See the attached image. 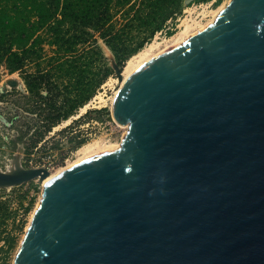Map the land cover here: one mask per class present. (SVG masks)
<instances>
[{"label":"water","instance_id":"95a60500","mask_svg":"<svg viewBox=\"0 0 264 264\" xmlns=\"http://www.w3.org/2000/svg\"><path fill=\"white\" fill-rule=\"evenodd\" d=\"M107 115L119 147L42 187L12 264H264V0L144 62ZM49 175L16 155L0 189Z\"/></svg>","mask_w":264,"mask_h":264},{"label":"rangeland","instance_id":"374dc122","mask_svg":"<svg viewBox=\"0 0 264 264\" xmlns=\"http://www.w3.org/2000/svg\"><path fill=\"white\" fill-rule=\"evenodd\" d=\"M185 0H179L178 10L175 16L168 19L161 30L155 32L143 48L135 55L153 45L152 53H156L170 45L171 39L184 30L185 26L197 23V27H205L211 24L213 15L217 9L224 7L229 0H192L189 4H184ZM123 1L112 0L110 8V19L101 26L100 31L89 29L75 32V25L68 21H60V1L50 2L47 0H0V42L5 43L13 38L14 46L12 52L20 53L23 49L34 45V53L23 66V70L13 71L9 69V62L12 57L8 55L0 56V95L5 97L0 99V170L6 171L12 167L14 156H19V162L24 167L26 156L24 154L23 143L27 139H18L21 132L25 130L26 122L30 116L24 111L27 107L23 97L27 96L23 75L35 73L38 69L45 68L46 60L53 56L55 47L50 45L54 36L58 33L71 34L86 39L84 47L88 48L94 44L101 51V55L108 66L114 60L113 53L105 45L99 34L120 37L126 40L130 46H135L136 42L142 41L148 34L142 28L135 25V14L138 10H143L145 0H129L127 4ZM210 22V23H209ZM88 32V35H85ZM110 32V33H108ZM134 42V43H133ZM83 45L77 46L81 50ZM131 56L129 59H131ZM128 59V60H129ZM127 60V61H128ZM127 61L120 71L121 79H118L114 70L106 81L96 90L85 112L79 110L78 114L55 127L46 138V143H41L29 156L31 168L43 167L49 174H54L62 167L80 158L86 148L98 145L119 146V142L126 131L118 126L113 120L108 119L107 112L111 111L112 100L123 82V72ZM8 62V63H7ZM87 71L83 82L91 79L96 82L102 75L101 61L91 57L87 61ZM84 108V107H83ZM94 110H104L101 119ZM90 111L91 113L80 123H73L81 116ZM65 123V124H64ZM71 125V130L61 132ZM85 139V143L75 148L78 140ZM44 146V148H43ZM40 164V166L38 165ZM37 165V167H35ZM42 184L38 181H31L21 186L10 189H0V200H7V211L4 221L0 224L2 238L8 235L16 238V242L7 254L0 252V263L12 264L14 253L21 242L24 232L29 224L30 217L41 196ZM29 208L28 211L26 209ZM21 226V230L18 228ZM6 246L4 241H0V247Z\"/></svg>","mask_w":264,"mask_h":264},{"label":"trees","instance_id":"16d2710c","mask_svg":"<svg viewBox=\"0 0 264 264\" xmlns=\"http://www.w3.org/2000/svg\"><path fill=\"white\" fill-rule=\"evenodd\" d=\"M51 3L57 0H47ZM60 1V21H68L75 25V32L93 29L100 31L101 26L110 19V8L112 0H58ZM123 1L127 4L129 0ZM143 10L136 11L135 25L142 28L148 34L142 41L136 42L135 46H130L126 40H121L117 36H107L99 34L105 45L110 49L114 56V62L121 70L124 63L141 50L144 44L150 40L155 32L162 29L164 23L173 18L178 10L179 0H145ZM56 34L50 45L55 47L54 55L46 60L45 68L38 69L35 73H26L23 75V81L26 87V95L24 98L26 108L25 112L30 116V120L26 122L25 130L22 131L18 139H27L24 143V154L26 161L23 164L25 168H31L29 165V156L34 150H38L39 145L46 143L49 133L60 123L67 121L72 116L78 114L92 99L96 90L113 74V69L107 65L101 55V51L94 44L88 48L84 47L86 39L76 36L74 32ZM110 33V32H108ZM88 35V32H85ZM13 38L5 43L0 42V56L8 55L12 57L9 62V69L13 71L23 70V66L35 52L33 46L23 49L20 53L12 52L14 46ZM134 43V42H133ZM83 45L81 50H77V46ZM94 57L101 61V77L96 82H83L85 72L87 71V61ZM8 63V62H7ZM5 97L0 95V99ZM99 120L104 110H94ZM90 111L81 116L73 123L77 124L83 121ZM71 125L64 128L61 132L71 130ZM43 142V143H42ZM42 143V144H41ZM85 143V139H80L75 148L81 147ZM44 148V146H43ZM40 166V164H38ZM37 167V165H35ZM7 200H0V224L4 221L5 212L7 211ZM29 208L26 209L28 211ZM21 226L18 231L21 230ZM6 246L0 247V252L7 254L13 248L16 238L8 235L1 236ZM5 264V263H0Z\"/></svg>","mask_w":264,"mask_h":264},{"label":"bare ground","instance_id":"6f19581e","mask_svg":"<svg viewBox=\"0 0 264 264\" xmlns=\"http://www.w3.org/2000/svg\"><path fill=\"white\" fill-rule=\"evenodd\" d=\"M223 7L217 9V11L215 12V14L213 15V19L216 17V15L218 14V12L222 9ZM213 22V21H212ZM210 23V22H209ZM197 23L195 22H192V25H187L185 26L184 30L181 31L180 33H178L177 35H175L172 39H171V43L169 46H167L166 48L162 49V50H159L157 51L156 53H152V48H153V45H151L148 49H145L143 50L142 52H140L139 54L133 56L131 59H129L127 61V64H126V67L124 69V72H123V82H122V85L121 87L123 86L124 82L126 81V79L128 78L129 75H131L138 67H140L144 62H146L147 60H149L151 57L155 56L156 54L158 53H161L173 46H176V45H179L181 44L182 42H184L190 35H192L193 33H195L196 31L200 30L203 28V26H200L199 28L197 27ZM121 89V88H120ZM119 89V90H120ZM119 90L117 91L115 97L117 96ZM115 97L113 98L112 100V105H113V102L115 100ZM112 105H111V108H112ZM89 105H85L84 108L81 109V112H85V110L87 109ZM111 117H112V113H111ZM114 121V120H113ZM116 124L117 122L114 121ZM65 123H68V121H66ZM64 123V124H65ZM118 125V124H117ZM119 126V125H118ZM121 127V126H120ZM121 128H124L126 130L127 126L125 125L124 127H121ZM119 146H105V145H98V144H95V146L93 147H89V148H86V150L84 151L83 155L74 160L73 162L67 164L66 167H62L60 168L59 170H57L54 174H51L47 177V179L45 180V182L42 184V187L44 188L49 182H51L52 180H54L56 178L57 175H59L61 172H63L66 168L70 167L71 165L83 160V159H86L88 157H91V156H94L96 154H99L101 152H105V151H110V150H116ZM40 199V198H39ZM38 204V203H37ZM37 206V205H36ZM36 208V207H35ZM32 217V215H31ZM30 217V219H31ZM30 222V221H29ZM29 225V224H28ZM28 227V226H27ZM27 229V228H26Z\"/></svg>","mask_w":264,"mask_h":264}]
</instances>
